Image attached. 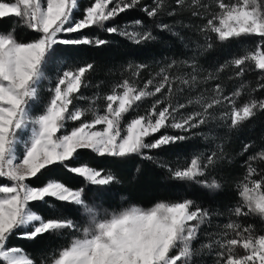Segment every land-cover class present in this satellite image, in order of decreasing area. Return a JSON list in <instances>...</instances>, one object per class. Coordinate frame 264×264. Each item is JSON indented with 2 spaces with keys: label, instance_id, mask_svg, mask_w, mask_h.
<instances>
[{
  "label": "snow or ice",
  "instance_id": "1",
  "mask_svg": "<svg viewBox=\"0 0 264 264\" xmlns=\"http://www.w3.org/2000/svg\"><path fill=\"white\" fill-rule=\"evenodd\" d=\"M214 3L216 12L202 0H175V7L168 0H153L151 7L143 0H94L77 20L74 15L79 0H0V18L14 17L21 27L39 34L22 42L15 29L0 33V179L9 182L0 186V264H37L24 249L9 243L13 237L36 240L45 234L64 236L65 232L69 234L67 243L43 256L39 264H195L194 258L205 252L214 253V264H264V234H257L252 224L239 222L240 217L264 221V167H260L264 150L244 161L245 174L236 184L239 199L229 209L228 222L217 225L221 230L216 232L203 229L211 225L214 215L222 213H213L191 199L160 201L148 208L132 205L101 214L86 201L83 187L73 189L56 179H47L40 186L29 183L50 166L62 165L89 186H107L117 182L110 171L87 163L71 165L80 150H90L99 157L135 155L155 161L150 154L153 150L201 136L205 141L220 142L206 152L193 154L183 167L160 166L172 179L220 190L222 184L213 173L232 159L225 152L223 138L199 130L213 124L238 129L264 112V99L250 95L239 103L248 88L241 79L247 72L259 71L264 80V0ZM137 8L151 20L181 12L199 17L205 21L198 29L204 37L199 46L203 50L212 48L214 40H259L253 50L206 74L196 57L172 59L143 81L140 73L147 65L129 64L130 75L112 84L108 93L100 91L103 81L91 83L90 73L95 70L91 62L61 67L54 83L46 76L51 63L66 64L57 52L58 45L101 47L108 43L99 37L61 38V34H79L96 27L137 45L156 40L142 20L106 27L120 14ZM176 23L188 27L182 21ZM155 27L179 36L174 24L161 22ZM226 69L233 70L229 80L241 81L234 91L226 94L222 82L202 87L219 80ZM45 80L49 81V99L42 111L33 115ZM93 87V95L84 96L83 90ZM259 89H264V83L251 92ZM149 100L150 106L140 114L141 106ZM77 101H86L87 106L80 107ZM130 113L135 115L126 119ZM69 121L79 122L78 126L65 130ZM164 129L177 134L162 133ZM250 147L244 145L241 155ZM34 203L43 204L51 213L58 211L59 203H72L82 209L84 223L45 215L33 207ZM197 242L199 247H195Z\"/></svg>",
  "mask_w": 264,
  "mask_h": 264
},
{
  "label": "trees",
  "instance_id": "2",
  "mask_svg": "<svg viewBox=\"0 0 264 264\" xmlns=\"http://www.w3.org/2000/svg\"><path fill=\"white\" fill-rule=\"evenodd\" d=\"M93 2L94 0H79L78 10L75 12L74 19L78 20L82 18L84 10ZM134 20H142L151 29H156L155 24L158 22L157 19H149L143 11L137 8L120 14L114 20L107 22L106 27L114 25L120 26ZM12 29H15L17 39L22 42H30L38 38L39 35L25 27H21L14 17L0 18V33L9 32ZM81 34L90 37H99L107 40L108 43L101 47L58 45L57 52L66 61V64H73L74 67L82 66L88 62L94 63L95 70L90 73V81L93 85L103 81L100 88L102 93H108L112 84L130 75V72L127 71L129 64L133 66L139 64L147 65V68L140 73V77H144L146 80L151 66L149 58L154 59L160 57V48L163 47L160 44L154 43L137 45L119 35L108 34L96 27L85 29ZM63 37L76 38V34H67ZM249 39L259 40L258 37H243L226 43H220L214 40L213 47L208 49L205 54L206 64L216 70L231 60L227 55L228 52H230L229 54L234 52L235 54L238 53V55H241V45ZM172 46L176 49L175 45L172 44ZM52 64L46 69V76L48 77L50 76L49 72H51ZM230 71L231 69H226L219 74V83L222 82L225 85V89L229 90V93L234 91L241 82L236 79L229 80L228 77L232 75ZM261 75L259 71H249L241 78L248 85V88L245 89V94L241 96L239 103L247 101L250 95L256 99H264V89L251 92V89H257L260 83H264ZM48 87L49 81L45 80L42 84L41 99L35 102L37 103L36 105H41V109H43V106L47 103L50 96L47 91ZM95 91L96 89L94 87L88 88L83 90V94L86 97H90ZM77 105L86 107L87 102L77 101ZM78 123L74 122L73 127L78 126ZM235 133L237 138L236 145L241 148V152L238 154L237 164L232 167L223 168L224 175L231 176V179L232 176H237L240 170L239 166H243L242 168H244V161L247 160L248 156L264 150V112H259L240 128L235 129ZM158 134L160 135L161 133ZM182 143L179 142L160 150H153L150 154H171L178 147L182 146ZM246 144L251 145V147L241 155ZM83 163H87L104 172L110 171L117 177V182L107 186H89L83 178L69 173L62 165H54L45 170L44 174L40 175L38 179L32 178L29 183L33 186H40L47 179H56L64 182L73 189L83 187L85 189L86 201L101 214L105 210L109 212L119 211L132 205L148 208L160 201L176 202L191 199L200 207L208 209L213 213H223L228 215L229 218V209L233 208L239 199L237 188H235L232 180H229L230 178L216 175L215 177L221 182L222 188L218 191H211L195 183L172 179L167 169L160 166L161 164L142 159L140 156L134 155L123 159L107 156L99 157L90 150H80L78 156L71 162V165L77 166ZM260 167H264V164L260 165ZM2 183L9 182L0 179V184ZM33 207L42 210L45 215L62 216L63 218L75 221L77 224H83L85 220V214L82 209L72 203H59L57 205L58 211L55 213L49 212L40 203H34ZM233 219L236 218L233 217ZM218 221L213 216L211 225L205 226L203 231L213 232L216 229L214 224ZM227 222H224V224ZM239 222L243 225L252 224L257 230V234H264V221H261L257 217H240ZM68 236L69 234L65 232L64 236L58 237L45 234L36 240L13 237L9 243L20 246L39 264L43 256L51 254L53 249H57L61 245L66 244ZM204 239L201 236V241ZM195 247H199V242L195 244ZM213 256H215L214 253L210 254L205 252L201 256L194 258L195 264H214Z\"/></svg>",
  "mask_w": 264,
  "mask_h": 264
},
{
  "label": "rangeland",
  "instance_id": "3",
  "mask_svg": "<svg viewBox=\"0 0 264 264\" xmlns=\"http://www.w3.org/2000/svg\"><path fill=\"white\" fill-rule=\"evenodd\" d=\"M153 0H143V4L151 7ZM203 3H208L211 5V11L216 12L218 9L216 8V5L214 3V0H202ZM168 3L175 7V0H168ZM157 23H167V24H174L175 25V31L179 32V36H174L170 34L167 31H160L159 29H152L153 34L157 37L156 40L147 42L154 43V44H160V54L161 56L158 58H149L150 61V70L148 74V78L151 74L157 72L161 66L164 64L170 62L172 59L177 60H185L190 59L192 57H196L197 63L200 66L201 69H203V74H206L207 72H214V68L212 66H208L205 62V54L207 53V50H203L200 45L204 44V37L199 32V26L202 25L205 21L201 20L199 17H192L190 13L188 12H181L179 15L175 17H169V16H163L157 19ZM136 21V20H134ZM134 21H130L127 23H124V26L126 24H131ZM177 21H182L183 25H188V27H182L180 24H177ZM149 27V25H147ZM67 34H61V38H64L63 36H66ZM79 35H83L81 33L76 34V37ZM120 36V35H119ZM122 37V36H121ZM124 38V37H123ZM126 39V38H125ZM127 40V39H126ZM129 41V40H128ZM173 42V43H172ZM257 43L256 39H249L247 42L241 45V55L244 54L246 51L253 50L255 48V45ZM173 45L176 46V49L173 48ZM228 56L229 59H233L234 57L239 56L238 53L232 52ZM61 67H74L73 64H59L57 62H53L51 67V72H49V78L54 83L56 75L58 74ZM230 70V69H229ZM231 70L230 72H232ZM141 81L145 80L144 77H140ZM216 83H219V80L216 81H210L208 85H204L202 87L211 88ZM226 94L229 93V90L225 89ZM181 102H184L183 99ZM37 103H34V107L32 109L33 115L39 114L41 109V105H36ZM151 104V101H147L145 104L141 106L140 113L143 114V111L145 108L149 107ZM190 110V109H189ZM188 111V110H185ZM132 115L134 113L130 114L128 118L131 119ZM90 119V118H89ZM74 122L69 121L66 126L65 130H71L73 127ZM164 132H167L169 135H176L177 131L173 129H164ZM201 132H211L212 135L223 138L224 142V148L225 152L228 154V156L232 159V163H223L220 167L217 168V170L213 173L214 176L220 175L224 178H230L231 176L224 175V167H232L237 164L238 161V154L241 152L240 146L236 145L237 138L235 129L228 130L226 127H217L215 124L210 125L209 127H204L200 129ZM183 134V133H181ZM159 134H157V137ZM182 146L178 147V149L174 150L171 154L168 155H153L156 157L155 162L159 164H167L171 166L172 168L176 167H183L185 164L190 161V158L193 154L199 153V152H206L211 148L215 147V143L220 142L214 141H205L201 136H192L190 139L182 141ZM241 165V164H240ZM240 170L237 174V176H232V180L234 183V186L236 188V184L239 180H241L245 174V167L239 166ZM228 169V168H227ZM5 183L0 184L2 186ZM220 213V212H219ZM214 218L216 220H219L218 222H215L214 227L217 225H223L224 222H227L229 220L228 215H225L222 213L220 216H215ZM220 228H217L213 231H220ZM241 254L243 252L242 249L238 250ZM215 260V256H213Z\"/></svg>",
  "mask_w": 264,
  "mask_h": 264
}]
</instances>
